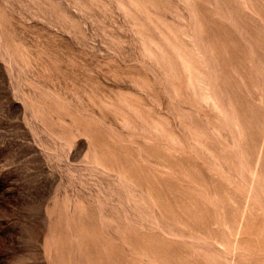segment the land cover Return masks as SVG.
I'll return each instance as SVG.
<instances>
[{
    "label": "rangeland",
    "instance_id": "rangeland-1",
    "mask_svg": "<svg viewBox=\"0 0 264 264\" xmlns=\"http://www.w3.org/2000/svg\"><path fill=\"white\" fill-rule=\"evenodd\" d=\"M0 264H264V0H0Z\"/></svg>",
    "mask_w": 264,
    "mask_h": 264
},
{
    "label": "bare ground",
    "instance_id": "bare-ground-1",
    "mask_svg": "<svg viewBox=\"0 0 264 264\" xmlns=\"http://www.w3.org/2000/svg\"><path fill=\"white\" fill-rule=\"evenodd\" d=\"M184 8V7H183ZM188 30V29H187ZM182 36V35H181ZM185 36V35H184ZM162 38V37H161ZM170 41V40H169ZM209 41V40H208ZM161 54V53H160ZM199 59V58H198ZM188 79V78H187ZM201 96V95H200ZM205 97V96H204ZM194 143V142H193ZM247 214V213H246Z\"/></svg>",
    "mask_w": 264,
    "mask_h": 264
}]
</instances>
